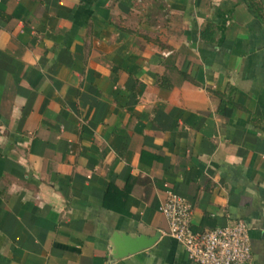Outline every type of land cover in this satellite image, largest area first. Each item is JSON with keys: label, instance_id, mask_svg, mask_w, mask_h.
Here are the masks:
<instances>
[{"label": "crops", "instance_id": "crops-1", "mask_svg": "<svg viewBox=\"0 0 264 264\" xmlns=\"http://www.w3.org/2000/svg\"><path fill=\"white\" fill-rule=\"evenodd\" d=\"M0 0V264H197L242 219L264 264V0ZM159 237L113 258L115 236Z\"/></svg>", "mask_w": 264, "mask_h": 264}, {"label": "built area", "instance_id": "built-area-1", "mask_svg": "<svg viewBox=\"0 0 264 264\" xmlns=\"http://www.w3.org/2000/svg\"><path fill=\"white\" fill-rule=\"evenodd\" d=\"M167 233L197 264H249L252 250L249 227L242 219L196 231L191 225L192 210L187 199L168 192L160 205Z\"/></svg>", "mask_w": 264, "mask_h": 264}, {"label": "water", "instance_id": "water-1", "mask_svg": "<svg viewBox=\"0 0 264 264\" xmlns=\"http://www.w3.org/2000/svg\"><path fill=\"white\" fill-rule=\"evenodd\" d=\"M159 237L157 232L154 236L148 237L146 235L128 236L122 235L115 236L112 247V257L121 258L130 254H133L141 249L148 248Z\"/></svg>", "mask_w": 264, "mask_h": 264}, {"label": "trees", "instance_id": "trees-1", "mask_svg": "<svg viewBox=\"0 0 264 264\" xmlns=\"http://www.w3.org/2000/svg\"><path fill=\"white\" fill-rule=\"evenodd\" d=\"M245 4L249 8H251L255 14H257L260 17V13H259L258 9L255 7V5L253 4V2H251L250 0H245Z\"/></svg>", "mask_w": 264, "mask_h": 264}]
</instances>
